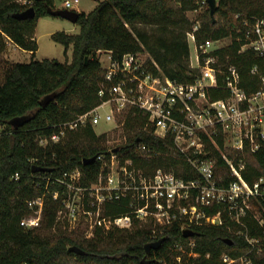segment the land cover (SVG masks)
<instances>
[{
	"label": "trees",
	"instance_id": "obj_1",
	"mask_svg": "<svg viewBox=\"0 0 264 264\" xmlns=\"http://www.w3.org/2000/svg\"><path fill=\"white\" fill-rule=\"evenodd\" d=\"M202 1L101 0L89 13L80 12L78 33L57 31L52 34L53 40L64 45L65 53L71 46L73 48L72 60L62 62L35 58L39 48L35 38L37 23L40 17L50 15L48 7H55L54 0H32L31 4L0 0V48L5 46V35H8L20 48L32 54L31 61L14 63L0 83V127L4 126L0 132V264H144V258L152 259L151 264H222L224 252L237 257L250 249L245 236L238 231L247 228L252 235H262L264 226L251 214L244 217L245 227L231 221L225 213H222L221 225H192L194 235L191 237L184 235L183 220L174 222L159 237L164 239L161 246L150 252L146 244L153 241L151 235L155 227L139 222L131 229L97 230L91 238L79 231L52 232L58 226L61 207V200L54 198L60 188L58 176L79 168L84 184L98 179L103 162L97 159L84 164L86 158L106 155L109 159L112 151L118 149L117 155L134 158L146 171L173 169L177 176L185 179L198 177L173 137L156 136L153 128L146 127L147 115L134 113L135 110L123 126L125 143L116 147L110 148L107 133L98 134L90 123L68 131L58 142L50 139L58 133L60 124L102 103L100 90L105 71L99 52L110 51L115 58L147 52L152 58L148 65L154 73H164L183 83L194 82L200 69L191 65L188 33L193 31L195 21L187 13L197 10ZM208 4L195 31L196 43L200 45L208 39L227 37L231 38V43L213 52L218 59L216 66L222 73L218 75V85L207 88V95L212 100L228 96L226 71L232 65L239 71L241 86L252 94L261 85L264 58L251 48L242 49L249 28L243 22L264 19V0H218L213 12ZM30 6L36 9L35 17H17ZM236 14L239 17L235 19ZM256 66L259 73H252ZM54 92H57L55 98L43 106L44 97ZM14 119L21 123L15 126ZM41 139L48 140L45 146L40 144ZM205 140L217 158L215 177L228 185L236 178L219 151L209 139L205 137ZM218 142L224 147L221 137ZM139 144H145L150 153L140 155ZM225 150L234 156V152ZM240 158L246 162L244 178L254 184L264 175V140H260L255 152L246 144L235 157L237 161ZM34 165L50 170L33 171ZM17 173L18 178L15 177ZM39 197L44 201L41 224L27 229L21 221L33 213L28 202ZM251 203L264 216V197H253ZM108 210L115 215L128 212L124 202L112 204ZM205 211L216 215L221 212V206H208ZM192 239L194 247L190 245ZM72 246L85 253L70 251ZM252 259L253 264H264V249L254 253Z\"/></svg>",
	"mask_w": 264,
	"mask_h": 264
},
{
	"label": "built area",
	"instance_id": "obj_2",
	"mask_svg": "<svg viewBox=\"0 0 264 264\" xmlns=\"http://www.w3.org/2000/svg\"><path fill=\"white\" fill-rule=\"evenodd\" d=\"M79 2L66 0L63 8L75 10ZM243 24L249 28L242 49L251 48L264 58V19H256L253 24L245 19ZM197 29L195 26L189 32L195 43L197 68L200 69L194 82L183 83L164 73H154L148 62L140 61L139 53L115 58L112 52L106 51L105 76L100 90L102 103L60 124L58 133L50 140L58 142L70 130L89 123L95 128L101 121L111 125L101 134L107 133L123 127L128 115L135 110L134 113L147 115L146 127L153 128L156 136L173 137L178 150L198 177L185 179L177 176L173 169L146 171L136 164L134 158H121L112 151L109 159L106 155L98 157L103 166L98 179L90 184L83 183V172L79 168L58 176L60 188L54 193V198L61 200L58 219L71 225L83 222L90 233L88 237L97 230L131 229L137 222L149 221L155 227L151 235L153 241L178 220H183V230L194 224L221 225L222 213L245 227L244 217L251 214L264 226V216L258 217L250 203L253 197H264V175L254 184L249 183L243 176L245 160L235 159L246 144L255 152L260 147V140H264V74L260 75V87L248 94L241 86L238 69L232 65L226 71L228 96L210 99L206 90L218 85V75L222 73L216 66L218 59L213 52L224 45H221L222 39H208L198 45ZM151 61L159 68L154 60ZM252 73H259L257 66ZM205 137L219 151L231 175L236 178L228 185L215 177L217 158L208 148ZM218 137L223 139L224 147L219 144ZM47 142V139L40 140L42 146ZM225 149L234 152V156ZM137 151L140 155L150 153L145 144H139ZM15 177H19L18 173ZM192 198L195 199L193 203L190 202ZM122 202L127 213L115 215L109 212L112 204ZM28 205L33 213L25 217L21 225L27 229L39 227L43 198L31 200ZM212 205H220L221 212L209 215L205 207ZM240 233L245 236L250 249L237 257L224 252L222 264H253L252 255L263 251L264 230L261 236L252 235L247 228L241 229ZM190 245L194 247L195 242Z\"/></svg>",
	"mask_w": 264,
	"mask_h": 264
},
{
	"label": "rangeland",
	"instance_id": "obj_3",
	"mask_svg": "<svg viewBox=\"0 0 264 264\" xmlns=\"http://www.w3.org/2000/svg\"><path fill=\"white\" fill-rule=\"evenodd\" d=\"M18 1H21L27 4L32 3V0H29L30 3L27 0H18ZM65 1L66 0H54L55 2L54 8H63ZM100 1L101 0H80L75 10L77 11L80 10L79 12L84 11L86 13H89L98 5ZM216 3L218 4V0H216ZM208 6H209L208 0H203L201 6L197 10L188 11L187 14L192 20L195 21L196 27L199 28L200 15L204 13V11L208 8ZM234 17L236 19L237 17H239V15L236 14ZM57 31H65L67 33L76 34L80 31V25L79 23H73L65 18L58 17V16L48 15V16L40 17L37 23L36 33H35V38L37 39L38 46H39L36 56H35L36 59L38 60H43L45 58L58 59L62 62L64 61L70 62L72 60V53H73L72 46L68 49L67 53H65L64 45L53 40L52 34ZM188 40L190 44L191 65L193 67H197L199 64L197 62V50H196L194 41L189 36V33H188ZM229 43H231V38L227 37V38L222 39L221 45H227ZM106 54H107L106 51L99 52V58H100L103 69L106 64L104 60L107 56ZM139 54H140L139 59L140 61H142V63L149 62L150 59H152L150 54L147 52H141ZM31 60H32L31 53H27L26 51H24V49L20 48L11 38L9 39L5 35V46L3 47V49L0 50V83L4 81L7 72L9 71V69L14 63L29 62ZM3 127L4 126L0 127V132L3 129ZM110 127H111L110 124H107L104 121H101L99 124L95 126V131L98 134L99 133L101 134L102 132L106 131ZM123 132H124L123 127L114 128V130L107 132V135L109 137L108 145L110 148L116 147L118 145L125 143L126 135H124ZM251 206L253 207L257 216L261 218L262 216L261 212L257 211L252 203H251ZM139 224L154 226V223H151L149 221L140 222ZM205 225H211V224L206 223ZM230 229L233 230V228L231 227ZM59 230H62L67 233H72L75 231L83 232L87 238H91L94 236V235L89 236V237L87 236V234H90V233H87L88 228L83 222H81V224L71 225L70 223L67 224L65 220L58 219V226L54 227L52 229V232L57 233ZM237 233H240V231H238ZM192 241H195V240L192 239L191 242Z\"/></svg>",
	"mask_w": 264,
	"mask_h": 264
},
{
	"label": "water",
	"instance_id": "obj_4",
	"mask_svg": "<svg viewBox=\"0 0 264 264\" xmlns=\"http://www.w3.org/2000/svg\"><path fill=\"white\" fill-rule=\"evenodd\" d=\"M37 1H43V0H37ZM208 2L211 5L212 8V12L216 6V0H208ZM48 12L50 15L52 16H58V17H62L65 18L73 23H78L79 18H80V12L74 9H67V8H53L51 6L48 7ZM36 16V9L33 6L28 7L27 9H25L24 11L20 12L17 14V17L20 19H28V18H33ZM57 95V92L54 93H50L48 95H46L42 101V105L46 106L52 99L55 98V96ZM13 124L15 126H17L18 124L21 123V121L19 119H14ZM114 152L118 151V149H114ZM98 159V156H93L91 158H86L84 159V164H89V163H93ZM50 170V168L48 167H42V166H38V165H34L33 166V171H48ZM184 235L186 237H191L194 235V231L191 228H186L184 229ZM229 239H226V241H228ZM164 239L160 238L156 241H152L146 244V250L148 252H150L151 249H157L161 246V244L163 243ZM232 243V240L230 241ZM70 251H75L77 253L80 254H84V250L80 249L77 246H72L69 248ZM153 260L152 259H146L144 258L142 260V262L144 264H151Z\"/></svg>",
	"mask_w": 264,
	"mask_h": 264
},
{
	"label": "crops",
	"instance_id": "obj_5",
	"mask_svg": "<svg viewBox=\"0 0 264 264\" xmlns=\"http://www.w3.org/2000/svg\"><path fill=\"white\" fill-rule=\"evenodd\" d=\"M80 11V10H79ZM82 11V10H81ZM24 51H26L27 53H31L30 51H27V50H24Z\"/></svg>",
	"mask_w": 264,
	"mask_h": 264
}]
</instances>
